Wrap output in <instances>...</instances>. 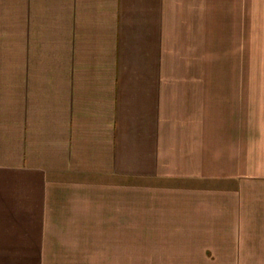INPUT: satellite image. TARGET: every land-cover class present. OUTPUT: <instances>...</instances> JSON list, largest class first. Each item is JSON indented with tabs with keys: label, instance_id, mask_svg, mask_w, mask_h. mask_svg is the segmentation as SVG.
Instances as JSON below:
<instances>
[{
	"label": "crops",
	"instance_id": "obj_1",
	"mask_svg": "<svg viewBox=\"0 0 264 264\" xmlns=\"http://www.w3.org/2000/svg\"><path fill=\"white\" fill-rule=\"evenodd\" d=\"M257 3L258 75L182 76L181 0H0V228L45 259L48 228L118 226L123 194L171 178L185 242L264 227Z\"/></svg>",
	"mask_w": 264,
	"mask_h": 264
},
{
	"label": "rangeland",
	"instance_id": "obj_2",
	"mask_svg": "<svg viewBox=\"0 0 264 264\" xmlns=\"http://www.w3.org/2000/svg\"><path fill=\"white\" fill-rule=\"evenodd\" d=\"M259 43L257 0H181L182 76H256ZM139 183L153 184L152 190L123 194L126 211L118 226L73 220L69 227L48 228L45 259L36 258L32 233L22 228L26 222L10 221L0 228V264H264V227L244 229L242 243L231 249L187 243L181 179Z\"/></svg>",
	"mask_w": 264,
	"mask_h": 264
}]
</instances>
